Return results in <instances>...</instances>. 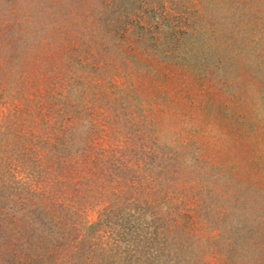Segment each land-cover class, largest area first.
Returning <instances> with one entry per match:
<instances>
[{
    "label": "rangeland",
    "instance_id": "rangeland-1",
    "mask_svg": "<svg viewBox=\"0 0 264 264\" xmlns=\"http://www.w3.org/2000/svg\"><path fill=\"white\" fill-rule=\"evenodd\" d=\"M0 264H264V0H0Z\"/></svg>",
    "mask_w": 264,
    "mask_h": 264
}]
</instances>
